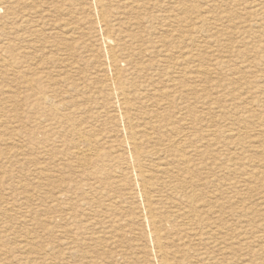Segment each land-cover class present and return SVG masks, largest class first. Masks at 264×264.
Segmentation results:
<instances>
[{"label":"rangeland","instance_id":"374dc122","mask_svg":"<svg viewBox=\"0 0 264 264\" xmlns=\"http://www.w3.org/2000/svg\"><path fill=\"white\" fill-rule=\"evenodd\" d=\"M104 3L133 86V129L144 152L162 149L142 161L154 212L167 218L196 194L198 216L215 223L184 219L187 210L163 222L170 262L264 264V0ZM100 14L98 0H0V264H162L130 167V121L108 87L114 70ZM153 97L163 100L159 127ZM195 119L203 125L193 128ZM177 130L194 147L185 148L190 158L208 152L206 170L191 158L193 175L182 180L197 184L184 190L173 177L179 163L156 142ZM84 139L99 157L86 166L72 155L87 148ZM184 243L194 244L187 256Z\"/></svg>","mask_w":264,"mask_h":264},{"label":"bare ground","instance_id":"6f19581e","mask_svg":"<svg viewBox=\"0 0 264 264\" xmlns=\"http://www.w3.org/2000/svg\"><path fill=\"white\" fill-rule=\"evenodd\" d=\"M105 0H98L99 2V6H100V17L101 19L105 22V25H106V37L104 38V44L106 45V47L108 48V53L110 54V64H113V70L114 72L112 73V75L108 78L107 82H108V87L110 89V91L112 92V94L115 96V99L116 101H118V107L120 110H124L125 114H126V117L128 118V121H130V124L131 125V136H130V139L129 141L127 142L128 145L131 147V150H132V164H131V169L138 172L139 173V176H140V181H141V186H142V193H143V198L145 197V211H146V218L148 220V222L150 223V225L152 226V233H153V236H154V240L157 244V247L162 255V264H172L170 261V257H169V253L167 252V246L165 244H163L162 240H163V231H164V226H163V222H169L170 224V218L171 219H177V215L181 214L180 213V210H187L185 211L184 213H182V215L184 216V219L185 217L188 219V220H196L197 222L201 223L203 222L205 225H209L211 223L209 222H212V224L214 225L215 223L213 221H211V219H208V218H200L201 216H198V213L196 211V206L198 205L197 203L200 201V199L198 200L197 199V196L196 194H193L191 196H184L185 198V201L187 203V205H184L186 203H181L179 204L180 206H185L184 208H179V212L176 213V214H173V215H168L167 218L163 217L162 215H159L157 214L156 212H154V208H153V192H151V188H153L154 184L151 182V178L150 177H146V171L143 169V166H142V161H143V158L147 155V154H156L159 151H162V149H157V148H152L151 151L149 152H144L143 151V147L142 145L140 144V137H138L133 129V123H132V119L130 117V103H129V98L127 96V91L128 89L130 88H133V86L131 84H128L127 80L124 79V76H123V70H121V68L118 66V62H119V50L118 48L120 47V44L122 42V39H118L117 37L116 38H113V34H112V29L110 27V24L108 23L107 21V16H108V9L104 3ZM258 4V3H257ZM132 5V4H131ZM262 5V4H261ZM263 7V6H262ZM132 8V7H131ZM250 20V19H249ZM252 27V26H251ZM258 29V28H257ZM142 55V52L140 53V56ZM131 56V55H130ZM183 58V56H181ZM129 60H130V63L128 64V66L131 68V69H134L135 71H137V73L139 75H141L142 71H143V64L140 62H138L134 56H131V57H128ZM141 61V60H139ZM203 67V66H202ZM12 69V68H11ZM21 69V68H20ZM15 71V70H14ZM17 71V70H16ZM18 73V72H17ZM19 74V73H18ZM233 77V76H232ZM169 79V78H168ZM172 81V79H171ZM172 83V82H171ZM29 85V84H28ZM44 97V96H43ZM165 98H170L169 94H166L165 96H163ZM151 100L155 101V104H154V121L155 123L154 124H158V127L159 126H162V120H161V117L160 116V112L158 110L159 106L163 105V100H159L157 99L156 97H153V98H150ZM48 101V100H47ZM51 103V102H50ZM211 103V102H210ZM213 105H215V103H211ZM50 105V104H49ZM48 106V105H47ZM52 106V105H51ZM57 106V105H56ZM153 106V105H152ZM167 107H172V103H168V105H165ZM212 107V106H211ZM216 107V106H214ZM151 108V107H150ZM152 109V108H151ZM55 110V109H54ZM213 110V109H212ZM153 111V110H152ZM259 112V111H258ZM257 112V113H258ZM261 113V112H260ZM182 115V114H181ZM129 116V117H128ZM64 117V116H63ZM182 117V116H181ZM257 118V117H256ZM68 119V118H66ZM135 120V119H134ZM133 120V121H134ZM216 120V119H215ZM214 120V121H215ZM257 121V120H256ZM184 122V121H183ZM191 125L194 127L197 126H201V124L203 125V122L201 119H195L193 121H191ZM207 124V123H206ZM136 127V126H135ZM156 127V126H155ZM209 127V126H208ZM263 127V126H262ZM73 128V126H72ZM191 127V129H193ZM204 128V127H203ZM159 129V128H158ZM163 129V128H162ZM198 129V128H196ZM75 130V129H74ZM157 130V129H156ZM167 130V129H166ZM258 130V129H257ZM228 131V130H226ZM245 131V130H244ZM259 131V130H258ZM77 132V131H76ZM182 130H177V133L175 134V136L173 137H169L168 139H164V136L163 137H160V138H157L156 142H157V146H166L165 147V153L168 154V156L171 158V159H174L176 160L179 164H177L178 168H177V174H175V176L173 175V177L175 178V183L177 184L176 181H178V184L180 186V189L181 190H184V184H187L188 186L190 187H195L197 182L195 181L194 178H190V182L188 181H184L182 180V178H186L188 179V176L193 175V169L191 168L193 166L192 163H194V159H191V158H198V161L202 164V166L204 167V170H206L208 167H207V161L205 160L206 157H207V153L208 152H205V153H197L198 151H195L193 150V155L192 157L190 158L189 154L187 153V151H189L188 149L189 148H194L192 146V144L189 146V137L186 135V133L182 134ZM196 132H198L196 130ZM202 136L205 137V130L203 129L202 131ZM225 132V131H224ZM236 132V131H235ZM241 132V131H240ZM246 132V131H245ZM78 133V132H77ZM164 133V132H163ZM192 133V132H190ZM206 136L207 137H212V136H215L218 131H214V130H208L206 131ZM249 134V133H248ZM169 135V134H168ZM258 135V134H257ZM148 136V135H147ZM147 136H142V137H145L147 138ZM151 136V135H149ZM170 136V135H169ZM78 137V136H77ZM83 137V136H82ZM87 137V136H86ZM197 137H199V135H197ZM203 137V139L201 138V141L205 140ZM84 138V137H83ZM82 138V139H83ZM88 138V137H87ZM151 138V137H150ZM166 138V137H165ZM233 138V137H232ZM246 138V137H245ZM86 139V138H85ZM82 140L84 142V145L87 146V148L83 149V150H80V148H78L79 146L78 145H75L73 146V149H75V152H73V156L76 158L75 161H78L79 163H81L82 165L85 164L86 166V163H88V161H92L94 160L95 158L98 159V155H97V152L93 149L95 147L92 148V144L88 139L87 140ZM80 140V139H78ZM222 141V140H221ZM218 142V141H217ZM257 142V141H255ZM82 143V142H81ZM205 143V142H204ZM212 143V142H211ZM258 143V142H257ZM152 144V143H151ZM203 144V142H202ZM83 145V144H82ZM200 145V144H199ZM81 146V144H80ZM70 147V146H69ZM82 147V146H81ZM188 148L187 151L185 148ZM198 148V147H197ZM204 148V146H203ZM70 149V148H69ZM99 149V148H98ZM101 150V149H100ZM145 150V148H144ZM202 150V149H201ZM199 150V151H201ZM205 150V148H204ZM51 153V152H50ZM199 154L198 157H194L195 154ZM104 159V157H103ZM106 159V158H105ZM104 159V160H105ZM150 160V158H149ZM164 160V158H163ZM106 161V160H105ZM229 161V160H228ZM254 161V160H253ZM86 162V163H85ZM100 162V161H99ZM102 162V161H101ZM104 162V161H103ZM110 162V160H109ZM155 162V161H154ZM230 162V161H229ZM252 162V161H251ZM106 163V162H104ZM176 163V162H175ZM98 164V163H97ZM111 164V162H110ZM146 164V163H145ZM148 164V163H147ZM36 165V164H35ZM75 165V164H74ZM95 165V164H94ZM154 165V164H153ZM202 166L199 165V167L201 168ZM113 166H111L112 168ZM158 167V166H157ZM196 167V166H195ZM93 168V167H92ZM153 168V167H152ZM199 168V169H200ZM74 169V168H73ZM77 169V168H76ZM88 169V168H87ZM107 169V168H106ZM159 169V168H158ZM196 169V168H195ZM162 170V169H161ZM171 170V169H170ZM98 171V170H97ZM203 171V170H202ZM78 172V171H77ZM104 172V171H103ZM206 172V171H205ZM171 173V172H170ZM204 173V172H203ZM86 174V173H85ZM156 174V173H155ZM105 175V173H104ZM202 176V175H201ZM90 177V176H89ZM153 177V176H152ZM195 178H197L196 176H194ZM200 178V176H199ZM189 180V179H188ZM154 182V181H153ZM156 183V182H155ZM111 184V183H110ZM168 187V186H167ZM184 188V189H183ZM161 190V189H160ZM159 190V192H160ZM83 192V191H82ZM180 192V191H179ZM178 194V192H177ZM180 194V193H179ZM178 194V195H179ZM157 195V194H156ZM105 197V196H104ZM95 199V198H94ZM87 200V199H86ZM184 200V199H183ZM112 201V200H111ZM184 201V202H185ZM96 203V202H95ZM122 204V203H121ZM244 205V204H243ZM211 208H215L214 206L211 205L210 209ZM198 209V208H197ZM245 210V209H244ZM187 212V214H185ZM213 213L211 210H210V214ZM195 214V215H194ZM214 214V213H213ZM212 214V215H213ZM221 214V215H220ZM188 217V216H190ZM194 215V216H193ZM201 215V214H200ZM223 209L221 211V209L217 212V220L222 223L223 222ZM181 216H178V218H180ZM93 218V217H92ZM73 219V218H71ZM217 220L215 222H217ZM49 221V220H48ZM187 222V221H186ZM218 222V225H217V229H220L222 227L223 229V226ZM183 224V223H182ZM223 224V223H222ZM184 226V225H183ZM198 226V225H197ZM166 227V226H165ZM181 228L183 227H180L179 229L177 228V236H179V241L181 242H184V239H185V235H183V233L180 232ZM199 228V227H198ZM214 228V227H212ZM211 228V229H212ZM210 229V230H211ZM172 230H175L172 228ZM203 230V229H202ZM223 231V230H222ZM221 231V232H222ZM175 233V232H174ZM200 236V235H199ZM69 238H73L70 242V244H72L75 240V235L73 236H70ZM188 238H186L187 240ZM221 241V240H220ZM196 242V241H195ZM223 243V242H222ZM185 244V243H184ZM221 244V243H220ZM69 246V245H68ZM193 246V249H194V244H192ZM192 246L191 244H185L184 247H186V249L188 250V252H186V249H180L179 252L180 253H184V255L187 256L188 253H190L192 251ZM219 246V245H218ZM222 246V245H221ZM183 247V246H181ZM68 248V247H66ZM65 248V249H66ZM155 248V247H154ZM167 250V251H166ZM195 250V249H194ZM216 253V252H215ZM175 254H178V252H176ZM172 255V254H171ZM213 259V258H212ZM182 264H192V262L189 261L188 258H184V260L181 261ZM52 264V263H51Z\"/></svg>","mask_w":264,"mask_h":264}]
</instances>
